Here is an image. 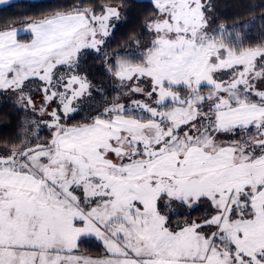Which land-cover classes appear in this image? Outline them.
Wrapping results in <instances>:
<instances>
[{
    "label": "snow or ice",
    "instance_id": "6c2138e0",
    "mask_svg": "<svg viewBox=\"0 0 264 264\" xmlns=\"http://www.w3.org/2000/svg\"><path fill=\"white\" fill-rule=\"evenodd\" d=\"M152 4L147 42L104 52L119 90L97 107L81 58L127 0L0 24V93L34 113L42 93L49 133L0 146V264H264V39L213 27L211 0Z\"/></svg>",
    "mask_w": 264,
    "mask_h": 264
},
{
    "label": "trees",
    "instance_id": "16d2710c",
    "mask_svg": "<svg viewBox=\"0 0 264 264\" xmlns=\"http://www.w3.org/2000/svg\"><path fill=\"white\" fill-rule=\"evenodd\" d=\"M87 2V0H86ZM112 3H118L119 0H109ZM213 10L210 13L211 23L213 27L224 25L230 30L233 25L245 23L244 32L246 33V43H258L260 39H264L261 35L264 31V0H211ZM79 0H14L11 6H0V24L8 22L11 18H22L27 15L49 14L56 9H69ZM130 7H126L124 17L109 40L107 46L101 53H95L92 50L86 51L81 58L80 69L81 76L87 77L92 85V99L86 101L93 107L100 106L106 101L118 94V82L115 81L111 74L106 71L107 64L105 62L104 52L109 56L115 51H123L132 39H139L142 43L149 39L145 30V22L151 18L153 14L152 0H127ZM255 20V24L247 23L249 20ZM34 90V89H33ZM30 92L32 97H36L37 92ZM17 97L11 93H0V146L10 142H17L18 137H23L29 132L38 133L41 140L48 138V131L40 123V116L32 114V110L26 111L18 106L15 102ZM56 107V103H53ZM87 115V109L76 115V120H82ZM43 119H47V116ZM32 120H36L40 124L37 128L31 124ZM204 215V209L200 208L192 212L191 218L196 219ZM182 219V218H181ZM175 222V218L174 221ZM85 254L96 256L103 252L102 246L96 241H92L88 245Z\"/></svg>",
    "mask_w": 264,
    "mask_h": 264
},
{
    "label": "rangeland",
    "instance_id": "374dc122",
    "mask_svg": "<svg viewBox=\"0 0 264 264\" xmlns=\"http://www.w3.org/2000/svg\"><path fill=\"white\" fill-rule=\"evenodd\" d=\"M12 1H14V0H11V2ZM33 92H35V90H33ZM32 99H33V103L35 104V106H36V112L34 113L33 111L31 112L32 114H38L39 115V108H40V106H41V104H42V102H43V94L42 93H39V94H37V96L36 97H32ZM16 101V103H17V99H15ZM18 104V106L19 107H21V108H23V109H25L26 111H28V110H30L31 108H25L23 105H21L20 103H17ZM51 107L52 108H55L54 107V105H53V103L51 104ZM32 110V109H31ZM50 110V109H49ZM46 117V116H45Z\"/></svg>",
    "mask_w": 264,
    "mask_h": 264
}]
</instances>
